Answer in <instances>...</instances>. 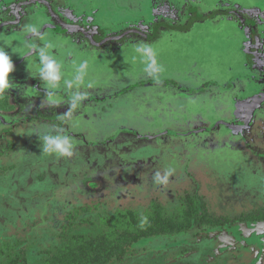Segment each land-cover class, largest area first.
<instances>
[{"label": "rangeland", "instance_id": "374dc122", "mask_svg": "<svg viewBox=\"0 0 264 264\" xmlns=\"http://www.w3.org/2000/svg\"><path fill=\"white\" fill-rule=\"evenodd\" d=\"M66 1L0 2V47L14 65L11 87L0 92V264H264V240H259L264 237V172H253L255 163L246 159L249 153L263 157L253 144L264 141L256 138L264 132L262 122L250 116L242 124L245 110L240 124L213 121L218 117L210 115L204 116L210 123L200 126L192 120V112L199 111L197 99L178 96L184 95L182 86L190 90L202 79L216 82L217 77L198 80L186 71L187 83H182L180 73L187 67L177 62L181 57L161 51L167 42L166 49L206 55L209 66L225 70L220 74L231 65L245 69L239 59L247 60L245 50L233 38L239 40L245 31L255 48L251 27L240 19L223 23L222 15L230 12L216 10L235 2L254 9L261 19L255 27L260 54L264 0H71L80 9L63 5ZM17 17L23 22H15ZM197 17L203 18L184 31L189 42H174L181 33L168 25ZM24 24L38 26L39 34L20 31ZM133 29L147 37L141 40ZM197 30L202 33L193 42ZM123 32L128 33L114 38ZM59 33L65 37L55 38ZM140 40L152 50L151 58L137 51ZM42 47L61 65L53 87L38 71ZM25 51L28 59L14 63ZM150 63L169 73V84L177 80L182 86L165 79V87H140L146 80L139 81L143 75L137 71ZM210 85L201 92L217 94ZM263 92L264 83L254 96ZM165 102L170 103L166 119L159 108ZM258 114L264 116V107ZM48 135L72 142V155L46 153L43 137ZM201 146L202 156L195 154ZM242 222L260 229L251 249L232 251L210 241L209 229ZM128 246L125 257L111 263L113 254Z\"/></svg>", "mask_w": 264, "mask_h": 264}, {"label": "flooded vegetation", "instance_id": "af4514ba", "mask_svg": "<svg viewBox=\"0 0 264 264\" xmlns=\"http://www.w3.org/2000/svg\"><path fill=\"white\" fill-rule=\"evenodd\" d=\"M26 1H30V0H26ZM0 2H1V5H3V0L2 1L0 0ZM63 5H65V6L66 5H70V6L72 5V6H74L75 9H80L76 4L72 3L71 0H67ZM57 6H58V4H57ZM249 6L253 9V6H251V5H249ZM57 8H60V7H57ZM12 10L13 11L16 10V7H13ZM216 11L217 12H221V13H228V12H230L229 14L230 15L232 14V19L234 20V23L235 22L237 23V22H240L241 21V24L243 23L242 25H244V26H246L248 28L251 27V30H249V31L251 32L252 38H254L256 40L255 48H253L252 47V44H249L248 41L246 40V38L243 36V34L245 35V31L242 32V37L239 40L235 39L234 42L238 41V43L242 44L243 49L245 50V53H246L245 56H246L247 60L246 59L244 60L243 57H240L239 58L240 59V63H242V65H243V67H245V69H241L240 70L242 74L239 73L237 75L238 80L236 82L235 81L234 82L229 81V82L220 83L219 80H216V82L213 81L216 84H211L210 87H209V89H211L213 85L216 86V89H213L212 88V90H214V91L215 90H218L217 97H219V96L222 95L221 94L222 93L221 91H226L228 93V95L231 96V99H232L233 102H236V100H234V99H237V102L241 101L240 104L242 103L244 105V107H242L243 112H240L239 113L237 111L236 114L238 116L240 115L239 118H242L243 113L246 110L245 112L247 113L246 114V117H247L251 113V111L249 109L250 106L248 105V102H250L249 100H252L253 99V101H255L257 98L259 99L261 97L264 99V96H263L264 95V92L261 93L258 96H256V95L254 96L255 93H258V85L264 83V78H263V73H264V60H263L264 51L262 50L260 54H257L256 53V50L259 47L258 46L259 42H257L256 35H255V32H256L255 27H256V25H257V27L259 26V23H260L261 19H259V16L258 15L256 16L257 18H255L254 14L256 12L255 13L253 12L254 9H253V11L252 10H249L246 7V4L244 6L243 3H240V4L239 3H233V6H229L226 9L225 8L224 9H220L219 8ZM250 11H251V13L252 12L253 13L252 14H246V13H248ZM250 15H252V16H250ZM38 16H41L43 18L45 17V15H38ZM47 19L48 18H46V21H47ZM50 19H53V17H50ZM236 19H240V21L239 20H236ZM44 20H45V18H44ZM223 20H224V18H223ZM16 21L23 22L18 17L16 18L15 22ZM192 24H189V22H183V21H181V22H179L178 24H175V25L177 27H185V28L187 27L186 30H189L191 28ZM160 25H163V24L162 23H159L158 26H160ZM189 25H191V26H189ZM16 27L18 28V26H16ZM24 28H26V25L25 24L23 25V27H22V29L20 31L25 32L23 30ZM177 30L178 31H182V30H185V29H177ZM17 31L20 33L19 30H17ZM131 31H136V30L133 29ZM137 31L135 33L141 34V36H140L141 37V40H143L144 38L147 37L144 34H142L141 32H137ZM128 32H130V31H128ZM210 32H213V31H210ZM6 33L8 34V32H6ZM127 33H125V34H127ZM189 35L190 34H188L187 37ZM54 36H55V38H61V39H63L65 37V36H63V33H61V34L60 33L59 34H54ZM48 37H53V36L48 35ZM81 39H79V42H77V40H75L79 44L78 45L79 46L78 47L79 50H80V47H83V45H81L82 44V40ZM2 43L5 46V44L7 43V40L6 41L4 40ZM262 45H263V43H262ZM263 49H264V47H263ZM246 50H249L250 52H246ZM27 53L28 52H26V51L23 52V53H21L22 57H20L21 55H19L18 57H20V58L18 60H15L14 63H17L18 62L17 65H20L21 63H24L25 59H28V57H29V55ZM14 58H16V55L14 56ZM184 78L187 80V73H184ZM175 82H176L174 84L175 86H177V85H178L177 87L182 86V85H179L177 83V81H175ZM188 83H190V82H188ZM205 84L200 85L199 88L198 87H195L194 90H197L199 94L202 93L201 90H204L205 91V88H203V85H205ZM207 85H209V83ZM182 87H183L184 90H187L188 89L187 87H184V86H182ZM231 91H234L233 95H231L232 93L230 94ZM215 92H217V91H215ZM208 93H210V92H207V94ZM212 94H214V93H210V95H212ZM251 96H252V98H250ZM260 104H261V105H259L260 107L259 108H256L255 111L252 113L253 115L251 114L250 116L255 117L256 112L258 110H261L264 107V100ZM245 107H247V108H245ZM239 109H241V108H239ZM263 117H261V118H263ZM227 118H228L227 120H230V124L231 123H233L234 125L235 124H240V123H237L239 121L238 118H236V120H234L231 117V115L230 116L228 115ZM256 119L258 120L257 117H256ZM263 130H264V127H263ZM261 133H260V136L256 135V138L258 139V138L261 137L262 138L261 141H262L263 138H264V132H261ZM244 135H245V133H244ZM253 144L256 145L255 147L257 149H260V147H261L260 150L263 151L261 153L263 155V157L259 158L260 154H258L259 156L257 158L256 157L254 158L253 157L254 153H249V155L246 157V159H249V161H252V162H250V164H252V165H254V163H255V170L253 169V172L254 171H261V170L264 172V141H262L261 143H253ZM252 149H254V148H252ZM252 165H251V167H252ZM245 172H247V171H245ZM252 222H242V223H239L238 225L231 226V227H225V228L215 227V229H209L208 230V233L211 234L210 235V241L213 243L214 246H219V245L220 246H223V245L226 246L227 245L226 246L227 247L226 249H229V250H232V251H235V249L238 250L239 248L240 249H243L244 247L249 246V244L254 245L253 241L254 242L256 241V237L259 238V230L260 229L257 228L255 230H253V226L249 225L250 223L252 224ZM218 226H221V225H218ZM220 228L222 229V231L218 230ZM262 236H263V234H262ZM259 240L260 241L264 240V237H263V239L262 238H259ZM239 241L241 242V246H239ZM248 248L251 249L250 246ZM226 249L225 248H222L221 250L222 251H225Z\"/></svg>", "mask_w": 264, "mask_h": 264}, {"label": "crops", "instance_id": "0c3cea01", "mask_svg": "<svg viewBox=\"0 0 264 264\" xmlns=\"http://www.w3.org/2000/svg\"><path fill=\"white\" fill-rule=\"evenodd\" d=\"M48 1V0H47ZM147 1H149V0H147ZM182 2L180 3V4H182V3H185V1L186 0H181ZM72 2V1H71ZM170 3H173L174 2V0L173 1H169ZM49 3V2H48ZM73 3V2H72ZM235 3H239V2H235ZM50 4V3H49ZM224 9V8H223ZM192 12V11H191ZM228 15V14H227ZM227 15H222V16H224L223 18H224V20H223V18H222V22L223 23H226V22H231V23H233L234 22V20L232 19V15H229V16H227ZM189 26H191V25H189ZM194 27H193V24H192V26H191V28L190 29H193ZM189 29V30H190ZM175 30V29H174ZM189 30H182V31H179L178 33H182V34H179L180 36V40H182L183 42H180V40L177 38V37H175V39L177 40H173L174 42H177V43H183V45H185V43H187V42H189V40H187V36L185 37V33H184V31L186 32V31H189ZM176 31V30H175ZM123 33H125V32H123ZM123 33H121V34H123ZM196 34H195V38H193L192 39V41L194 42V41H196V42H198L199 40H196V38H197V36H198V34H201L202 32L201 31H199V30H197L196 32H195ZM121 34H119V35H121ZM141 39V38H140ZM143 39V38H142ZM234 40L236 39V38H233ZM144 43L145 42H141V40L139 41V45H138V47L139 48H141V49H143V48H145V46H144ZM167 43V42H166ZM165 43V45H163L162 47H163V49L161 50V51H163V52H167V53H169V55L170 56H173V57H175V56H177V58L178 57H181V60H177V62L178 61H180L181 63L182 62H184V66L185 67H187L186 68V70H184V71H182L181 73H180V79L182 80L181 82L182 83H187V81H186V79L184 78V73L187 71L188 73H189V75L190 76H193V77H197L198 78V80L200 79V78H203V77H207V76H216L217 77V80H219V82L220 83H224V81H223V79H222V77H227V80H228V82L229 81H231V79L232 78H234V81L236 82L237 80H238V78H237V75L240 73V74H242L241 73V69H234V67L231 65V64H229V65H231V69H230V71H226L225 73H227V74H220V71H225V70H220V69H216L215 68V66L213 67V66H209L208 65V63H207V60H206V58H207V56L205 55V57L204 56H200V55H198V54H195L194 52H192V53H188V55H185V54H182L181 52L179 53L178 51H175V50H173V49H171L170 47H169V45H168V48L166 49V44ZM172 46V45H171ZM173 47V46H172ZM166 49V50H165ZM27 54H29V53H27ZM234 54V53H233ZM142 55V54H141ZM145 56H143V57H141L140 56V59L142 60L143 58H144ZM158 57V55H156V57L155 58H157ZM154 58V59H155ZM148 62V61H147ZM160 62V61H159ZM144 63V62H143ZM149 63V62H148ZM189 63H191V67H189ZM151 64V63H150ZM142 66V65H141ZM154 66V67H153ZM143 67V66H142ZM207 70H209L208 72H207ZM238 72V73H237ZM135 74H136V72H134ZM140 74V75H143L142 76V79H139V81H143V80H146V81H149V80H151V82H153V79H156V80H158V81H156V83H149V84H146V81L145 82H140V83H142L143 85H140V87H144V86H150V89L153 87V89H155L156 87H159V86H163V85H166V84H163V82H165L166 80L165 79H167V83L169 82V73H167L163 68H161V67H157V66H155L154 64H151L150 66H147V65H145V67L143 68V69H141L140 71H137V74ZM155 73L157 74V75H155ZM198 74V75H197ZM164 78V79H163ZM163 79V80H162ZM173 79V78H172ZM213 81L215 80V78H211ZM162 80V81H161ZM197 80V81H198ZM207 81V82H205L206 80H200L199 81V83H198V88L200 87V85H202V84H204V83H206V84H214V82L213 81ZM173 81H177V80H171V83L172 84H169V85H173L174 84V82ZM162 82V83H161ZM180 82V81H179ZM148 83V82H147ZM177 83H178V81H177ZM159 84H162V85H159ZM179 84V83H178ZM168 85V86H169ZM189 85V84H188ZM174 87H175V85H173ZM190 86V85H189ZM137 87H139V86H137ZM163 87H165V86H163ZM195 87H197V84H196V86H194V87H191L190 86V90L189 89H187V90H184V91H182L183 93H184V95H183V97H182V95H180V96H178V99H183V100H189V99H191V98H193V99H197L196 100V102L198 103V106H199V111H201V112H199V111H196V112H192V120H195V121H197V122H199L200 121V126H202V125H205L206 124V122H209V121H207L206 120V118H204V116H210V115H214V116H217L218 118H216V119H213V121L214 120H216V121H219V122H221V123H226L227 121H226V119H228L227 117H226V114H227V116L230 114H234V116L232 117L234 120H236V118H238V120H240L241 118H239L240 117V115L238 116L236 113H237V111L240 113V112H243V110H242V107H244V105L241 103L240 104V106L237 104V102H233L232 101V99H231V96H229L228 95V93L226 92V91H221L222 93V95L221 96H219V97H217V94H212V95H210V93H194V88ZM212 88L213 89H216V86L215 85H213L212 86ZM161 89H164V88H160V90ZM169 91V90H168ZM191 94H197L196 96H193V95H191ZM134 94H131L130 93V97H132ZM136 96V99H138V95H135ZM212 96V97H211ZM210 97V98H209ZM208 98H209V101H208ZM131 99V98H130ZM170 104V103H169ZM169 104L168 103H166L165 102V104L164 105H162L163 106V108L162 107H159L161 110V117L162 116H164V119H166V115H168V114H166L167 112H169V108L168 109H166L165 108V106H169ZM204 105H207L206 106V108L204 109L203 107H204ZM210 109L209 111L207 110V109ZM239 108H241V109H239ZM236 112H234V111ZM185 113L186 114H188V115H190V110L189 111H183V115H185ZM194 113V114H193ZM258 113V111L256 112V114H255V117H257L258 119H260V121L262 122L261 123V126H263L264 127V117L263 116H259V114H257ZM163 114V115H162ZM244 114V113H243ZM236 115V116H235ZM201 117L202 118H204V119H202L201 120ZM261 117H263V118H261ZM209 120H211V117H207ZM204 120V121H203ZM213 121H211V122H213ZM210 123V122H209ZM260 126V127H261ZM231 129H233V126H229ZM196 129H198V127L196 128ZM218 129H221V130H224V131H226V129L224 128V127H219ZM215 130V129H214ZM194 131H196L194 128L192 129V133H194ZM213 131V130H212ZM227 132H229V131H227ZM200 148H203V149H200V152H198V151H195V154H200L201 156L202 155H205V147L204 146H201ZM209 154H211L210 152H208Z\"/></svg>", "mask_w": 264, "mask_h": 264}, {"label": "clouds", "instance_id": "9594fccd", "mask_svg": "<svg viewBox=\"0 0 264 264\" xmlns=\"http://www.w3.org/2000/svg\"><path fill=\"white\" fill-rule=\"evenodd\" d=\"M27 32L38 35V26L28 25L25 29ZM137 51L144 52L147 59L151 58L152 50L148 47L143 49L138 48ZM39 57L41 64L38 66L40 78L48 82L49 86L53 87L57 81L61 78L60 63L57 62L47 52V47L39 49ZM85 65H81V68ZM154 67V66H153ZM14 70L13 62L6 52V50L0 47V92L11 87L9 74ZM83 98V97H80ZM48 99L52 102L56 101V97L49 95ZM75 106V105H74ZM46 142V153H56L61 156L72 155L73 143L65 137L48 135L43 137Z\"/></svg>", "mask_w": 264, "mask_h": 264}, {"label": "water", "instance_id": "95a60500", "mask_svg": "<svg viewBox=\"0 0 264 264\" xmlns=\"http://www.w3.org/2000/svg\"><path fill=\"white\" fill-rule=\"evenodd\" d=\"M207 17V16H206ZM203 18V17H202ZM201 17H197V18H192L190 21H189V24H191L192 20H195V19H202ZM168 27L170 28H176V29H186L185 27H177V26H169ZM137 31V30H136ZM139 32V31H137ZM127 33V32H125ZM125 33L121 34V35H118V36H115L114 38H119V37H122L123 35H125ZM264 96V95H263ZM264 99L261 97V98H257L255 101L252 102V104L250 105V111L251 113L249 114V116H247L246 118L243 119L242 121V124H245L247 122V120L250 119V115L254 112V110L257 108V105L260 104ZM253 115V114H252ZM229 129L231 130V128L229 127Z\"/></svg>", "mask_w": 264, "mask_h": 264}, {"label": "trees", "instance_id": "16d2710c", "mask_svg": "<svg viewBox=\"0 0 264 264\" xmlns=\"http://www.w3.org/2000/svg\"><path fill=\"white\" fill-rule=\"evenodd\" d=\"M176 82H174V84H175ZM133 88V87H132ZM145 236H149V234H144ZM128 250H131L130 248H129V246L128 247H126V248H123V249H119L115 254H113L114 256L112 257V259H111V263H116V262H119V261H121L122 259H123V257H125V255H126V253H127V251ZM132 252V251H131Z\"/></svg>", "mask_w": 264, "mask_h": 264}, {"label": "bare ground", "instance_id": "6f19581e", "mask_svg": "<svg viewBox=\"0 0 264 264\" xmlns=\"http://www.w3.org/2000/svg\"><path fill=\"white\" fill-rule=\"evenodd\" d=\"M255 111V110H254Z\"/></svg>", "mask_w": 264, "mask_h": 264}]
</instances>
